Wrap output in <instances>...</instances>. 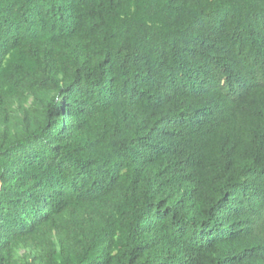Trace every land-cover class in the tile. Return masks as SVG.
Instances as JSON below:
<instances>
[{"label": "trees", "instance_id": "trees-1", "mask_svg": "<svg viewBox=\"0 0 264 264\" xmlns=\"http://www.w3.org/2000/svg\"><path fill=\"white\" fill-rule=\"evenodd\" d=\"M0 264H264V0H0Z\"/></svg>", "mask_w": 264, "mask_h": 264}, {"label": "rangeland", "instance_id": "rangeland-1", "mask_svg": "<svg viewBox=\"0 0 264 264\" xmlns=\"http://www.w3.org/2000/svg\"><path fill=\"white\" fill-rule=\"evenodd\" d=\"M25 252H26L25 249H20V250H19V254H21V255H23Z\"/></svg>", "mask_w": 264, "mask_h": 264}]
</instances>
